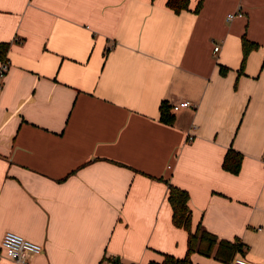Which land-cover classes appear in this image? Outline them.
I'll list each match as a JSON object with an SVG mask.
<instances>
[{"label":"crops","instance_id":"obj_1","mask_svg":"<svg viewBox=\"0 0 264 264\" xmlns=\"http://www.w3.org/2000/svg\"><path fill=\"white\" fill-rule=\"evenodd\" d=\"M198 3L0 0V264H22L2 247L9 230L42 244L28 264L182 257L170 183L189 193L193 229L264 264V0ZM243 36L259 46L240 73ZM183 99L195 105L174 109Z\"/></svg>","mask_w":264,"mask_h":264},{"label":"trees","instance_id":"obj_2","mask_svg":"<svg viewBox=\"0 0 264 264\" xmlns=\"http://www.w3.org/2000/svg\"><path fill=\"white\" fill-rule=\"evenodd\" d=\"M203 0H199L196 7L198 11L202 6ZM169 7L179 12L182 9L189 8L190 0H167ZM243 58L240 67V73L244 71V66L249 53L259 46V43L250 40L246 36L242 38ZM8 43H0V58L4 59L8 49ZM225 72L224 67H221ZM161 119L167 123H172L175 114L170 109L167 101H162L160 105ZM243 154L233 148L229 149L224 158V167L232 172H238L242 164ZM168 201L172 207V220L178 227H184L188 231V246L186 254L182 257L172 253H164L162 261H150L149 264H193L192 253L198 251L200 253L214 256L224 261H231L234 254L240 250L241 243L220 238L213 232L208 231L201 225L195 229L192 228L191 209L189 205V193L186 189L170 183Z\"/></svg>","mask_w":264,"mask_h":264},{"label":"built area","instance_id":"obj_3","mask_svg":"<svg viewBox=\"0 0 264 264\" xmlns=\"http://www.w3.org/2000/svg\"><path fill=\"white\" fill-rule=\"evenodd\" d=\"M244 13L241 10L228 13V19H232L235 16H242ZM220 48L219 45L215 46V50ZM10 68V61L7 58H4L0 62V90L4 85V77L7 74ZM195 104L187 99H183L177 103L173 104L174 109H179L180 107H188L194 106ZM193 135L190 136L192 138ZM2 247L5 250V254L10 259L22 263L28 264L29 260L32 256L39 254L43 246L41 243L33 241L31 239L26 238L24 235L16 232V231H6L2 239ZM231 264H255L252 261L242 257L235 256Z\"/></svg>","mask_w":264,"mask_h":264}]
</instances>
